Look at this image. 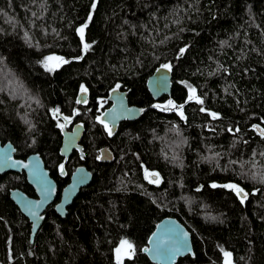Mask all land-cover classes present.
<instances>
[{
    "label": "trees",
    "instance_id": "trees-1",
    "mask_svg": "<svg viewBox=\"0 0 264 264\" xmlns=\"http://www.w3.org/2000/svg\"><path fill=\"white\" fill-rule=\"evenodd\" d=\"M49 55L68 63L48 71ZM162 64L170 94L153 101L145 80ZM117 85L145 110L108 137L97 116ZM169 101L176 109L163 110ZM63 118L83 124L84 160L72 152L61 176ZM261 129L264 0H0V141L18 158L38 153L57 194L77 165L91 173L63 217L46 207L31 242L8 190H33L23 173L0 174V264H116L121 240L133 246L122 264H153L141 249L164 216L190 233L192 255L174 264H225V252L231 264H264ZM101 146L111 162L97 161Z\"/></svg>",
    "mask_w": 264,
    "mask_h": 264
},
{
    "label": "water",
    "instance_id": "water-1",
    "mask_svg": "<svg viewBox=\"0 0 264 264\" xmlns=\"http://www.w3.org/2000/svg\"><path fill=\"white\" fill-rule=\"evenodd\" d=\"M163 65L157 66L145 80L146 90L153 101H157L159 98L169 96L170 94L171 70H165L162 67ZM113 89H116V91L113 92ZM81 97L82 93H78L76 100ZM83 99H85V96H83ZM106 99L109 102V106L97 117H101L102 113L109 114L102 118L108 124L109 128L112 129V134L115 133L121 121H133L145 110L144 107L129 104L126 91L117 87L108 91ZM83 133L84 126L80 122L73 123L69 130H66L63 124L58 148V153L63 158L62 165L66 163L73 151H77L81 161L84 160L80 143ZM14 150L13 145L9 141L3 143L0 141V174L7 172L23 173L27 184L34 191V196H28L17 187L8 190L9 199L30 224L29 240L31 242L44 218L46 207L54 202L53 210L55 214L63 217L66 214L67 207L76 197L79 190L89 184L91 173L85 165H77L69 174L68 181L62 186L58 198L55 200L57 196V185L49 175V171L45 168L39 154L32 152L24 158H18L15 157ZM113 156V152L109 147L101 146L98 149L97 161L100 163H109L113 160ZM22 165H28V167H23ZM81 177H84V182L77 183ZM154 178L152 177V179ZM33 212L35 216L31 214ZM161 241L164 242V246L174 250L175 254L170 259L157 254V244ZM177 247L178 250H176ZM141 252L153 264H174L178 258L185 255H192L190 233L175 217L164 216L154 224Z\"/></svg>",
    "mask_w": 264,
    "mask_h": 264
},
{
    "label": "snow or ice",
    "instance_id": "snow-or-ice-1",
    "mask_svg": "<svg viewBox=\"0 0 264 264\" xmlns=\"http://www.w3.org/2000/svg\"><path fill=\"white\" fill-rule=\"evenodd\" d=\"M93 8H95V4H93ZM89 19H91V17H89ZM87 27V24L83 25L82 27L78 28L77 29V32L79 33L80 37H81V41L83 43V37H84V30L85 28ZM83 47H84V50L87 51L89 48H90V45L87 44V43H84L83 44ZM186 51V49L184 48H181L179 50V55H183L184 52ZM50 61H55L56 64L53 66V67H50L49 66V62ZM63 63H68V61L64 60L63 58L61 57H46L45 58V61H44V67L46 70L48 71H52L54 70V67H59L60 64H63ZM165 70L167 71H170L171 70V65L170 64H164L162 66ZM117 88H119V85H117ZM116 89H113V92H115ZM189 92H190V95H189V99H197V102L198 103H202L201 100H199L198 98H196L194 96V93H195V89H192V88H189ZM81 93H82V97L81 98H78L77 99V103H81V102H84L86 103V99H83V96L86 95L87 93V89L84 88L83 85H81ZM183 106L181 105L180 108H182ZM169 109H176V105H174L172 103V101H169L168 102V105L166 106H163V110H169ZM58 112V110H56ZM131 111V110H129ZM201 111H204V109L202 108ZM181 116H183V113L182 111L179 113ZM109 115L108 113H102L101 117H97V121L99 123H102L104 124V127L106 129V131L108 132L109 135H112V129L109 128L108 124L104 121V119L102 118L103 116H107ZM210 115L213 116V118H216V114L214 113H210ZM67 120V118H65ZM61 127H63V125H61ZM260 135L262 137H264V129H261L260 130ZM15 163V162H14ZM23 167H28V165H22ZM63 168L64 166L63 165H60V171L61 173H63ZM82 171V170H80ZM149 177H157V174L156 173H146V178H149ZM84 182V177H81L78 179L77 183H83ZM149 183H159V180H158V177L157 179L153 180V179H149ZM213 188H216V187H219V185L217 184H213L212 185ZM223 187H226V188H229L230 190L234 191L236 193V195L240 198V201L241 203L244 202V200L247 198V194L244 193L243 189L239 188L237 185L235 184H226V185H223ZM45 195H47V193H45ZM33 216H35V213H31ZM179 247V246H178ZM178 247L176 250H178ZM132 244L127 241V240H121L120 241V246L117 247L115 249V252H116V264H122V261H123V257L124 256H128L129 258L131 257V254H132ZM156 252L159 256L161 257H164V258H168L170 259L172 255H174V250L170 247H166L164 246V242L161 241L157 244V248H156ZM224 256H225V264H231V261L230 259H228V257L230 256L229 253L225 252L224 253Z\"/></svg>",
    "mask_w": 264,
    "mask_h": 264
},
{
    "label": "flooded vegetation",
    "instance_id": "flooded-vegetation-1",
    "mask_svg": "<svg viewBox=\"0 0 264 264\" xmlns=\"http://www.w3.org/2000/svg\"><path fill=\"white\" fill-rule=\"evenodd\" d=\"M85 96V99H86V95H84ZM162 98V97H161ZM161 98H159L158 100H160ZM83 103V102H82ZM82 103H80V104H82ZM107 108V107H106ZM105 108H103V110H104ZM102 110V111H103ZM101 111V112H102ZM100 112V113H101ZM99 113V114H100ZM98 114V115H99ZM75 122H78V121H73V119L71 120L70 118H67V120L65 119V118H63V119H61V125H65V129L66 130H69L70 128H71V126H72V124L73 123H75ZM122 122V121H121ZM81 123V122H80ZM82 124V123H81ZM103 127H104V124H101ZM63 127H61V129H62ZM104 129H105V127H104ZM105 132H106V135L108 136V137H110V136H112V135H109L108 134V132L106 131V129H105ZM73 152H77V151H73ZM78 154V153H77ZM59 171H60V169L58 170V173H59ZM50 175V174H49ZM59 175H61V176H63L64 175V171H63V173H59ZM69 177V176H68ZM68 181V180H67ZM33 190V189H32ZM25 193V192H24ZM33 193H34V191H33ZM58 195V194H57ZM29 196V195H28ZM34 196V195H33ZM57 198H58V196H57ZM55 200H56V198H55ZM53 204H54V202H53Z\"/></svg>",
    "mask_w": 264,
    "mask_h": 264
},
{
    "label": "rangeland",
    "instance_id": "rangeland-1",
    "mask_svg": "<svg viewBox=\"0 0 264 264\" xmlns=\"http://www.w3.org/2000/svg\"><path fill=\"white\" fill-rule=\"evenodd\" d=\"M78 34H79V33H78ZM46 57H58V56L49 55V56H46ZM46 57H45V58H46ZM44 61H45V60H44ZM55 64H56L55 61H50V62H49V66H50V67H53ZM54 68H56V67H54ZM59 126L61 127V125H59Z\"/></svg>",
    "mask_w": 264,
    "mask_h": 264
}]
</instances>
